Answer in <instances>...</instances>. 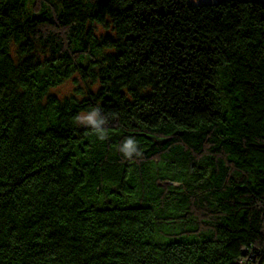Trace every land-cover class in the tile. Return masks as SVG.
<instances>
[{"label":"trees","instance_id":"trees-1","mask_svg":"<svg viewBox=\"0 0 264 264\" xmlns=\"http://www.w3.org/2000/svg\"><path fill=\"white\" fill-rule=\"evenodd\" d=\"M0 264H264V0H0Z\"/></svg>","mask_w":264,"mask_h":264},{"label":"clouds","instance_id":"clouds-1","mask_svg":"<svg viewBox=\"0 0 264 264\" xmlns=\"http://www.w3.org/2000/svg\"><path fill=\"white\" fill-rule=\"evenodd\" d=\"M100 115L99 109H94L93 111L89 112L87 115L78 116L77 122L84 125H89L92 127V129L99 134V138L101 140L105 139V133L104 130L100 128L101 125L105 124V119L101 117L99 120L96 119V117ZM135 145V141L133 138H128L123 143V146L121 147L120 151L127 157H132V151L129 149L132 148V146ZM138 155V153H137Z\"/></svg>","mask_w":264,"mask_h":264},{"label":"rangeland","instance_id":"rangeland-1","mask_svg":"<svg viewBox=\"0 0 264 264\" xmlns=\"http://www.w3.org/2000/svg\"><path fill=\"white\" fill-rule=\"evenodd\" d=\"M214 1H217V0H189V2L195 3V4L202 3V2H214ZM72 86H73L72 81H67L66 83L62 84V86H60L57 89V92L63 95V93L67 91L69 92L72 89Z\"/></svg>","mask_w":264,"mask_h":264}]
</instances>
